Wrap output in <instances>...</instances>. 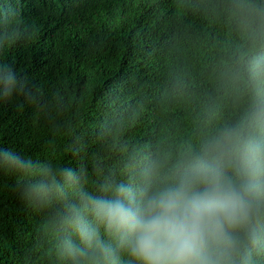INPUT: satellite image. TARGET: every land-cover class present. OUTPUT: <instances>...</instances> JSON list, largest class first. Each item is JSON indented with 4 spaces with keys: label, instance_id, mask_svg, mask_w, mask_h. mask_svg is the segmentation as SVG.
<instances>
[{
    "label": "trees",
    "instance_id": "obj_1",
    "mask_svg": "<svg viewBox=\"0 0 264 264\" xmlns=\"http://www.w3.org/2000/svg\"><path fill=\"white\" fill-rule=\"evenodd\" d=\"M0 2V64L23 83L0 146L64 187L45 205L24 195L39 176L0 169V264H70L59 216L80 191L170 183L226 130L264 142V0ZM244 256L264 264V236Z\"/></svg>",
    "mask_w": 264,
    "mask_h": 264
},
{
    "label": "clouds",
    "instance_id": "obj_2",
    "mask_svg": "<svg viewBox=\"0 0 264 264\" xmlns=\"http://www.w3.org/2000/svg\"><path fill=\"white\" fill-rule=\"evenodd\" d=\"M0 9L7 12L3 2ZM22 87L15 68L0 64V98ZM0 169L40 177L26 198L46 205L64 196L51 167L11 148L0 146ZM60 175L78 183L71 169ZM153 175L146 170L138 186L108 184L103 194L80 191L59 216L70 264H248L246 246L264 236V142L226 130L172 182L153 186Z\"/></svg>",
    "mask_w": 264,
    "mask_h": 264
}]
</instances>
